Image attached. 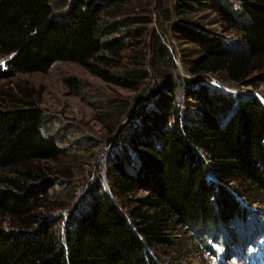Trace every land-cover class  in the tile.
<instances>
[{
	"label": "trees",
	"instance_id": "16d2710c",
	"mask_svg": "<svg viewBox=\"0 0 264 264\" xmlns=\"http://www.w3.org/2000/svg\"><path fill=\"white\" fill-rule=\"evenodd\" d=\"M153 1L0 0V81L59 62L134 91L158 79L150 102L133 112L140 124L129 151L108 167L110 191L93 190L72 209L49 206L62 180L49 177L51 166L66 151L43 134L44 111L21 84L0 87V264H155L160 250H194L186 235L210 249L234 220L264 232V223H249L252 206L264 205V100L195 84L210 75L264 82V0H236L237 10L230 0ZM208 20L236 29L246 47L231 49ZM162 37L187 46L182 62L197 79L176 73ZM107 106L115 132L127 106Z\"/></svg>",
	"mask_w": 264,
	"mask_h": 264
},
{
	"label": "rangeland",
	"instance_id": "374dc122",
	"mask_svg": "<svg viewBox=\"0 0 264 264\" xmlns=\"http://www.w3.org/2000/svg\"><path fill=\"white\" fill-rule=\"evenodd\" d=\"M152 2L154 4L153 0ZM230 2L235 10L240 8L236 0ZM204 25L216 36L228 41L231 49L246 47L243 42H239L238 31L229 28L226 23L216 25L209 23L208 20ZM152 28L161 35L157 17L154 18ZM162 40L169 46L175 60L176 73L182 78L197 79L198 76L187 72L182 62L187 58L184 56L190 53L184 50L187 46L182 44L179 46L180 44L170 37H162ZM130 47L125 50L127 57L134 49ZM4 65L5 60L0 59V66ZM156 83H158L157 78H150L140 91L129 90L104 82L83 67L69 62L55 64L46 74H22L13 80L0 81V87L5 89H16L17 84H21L22 87L31 90L33 94L31 99L44 111L43 134L54 138L61 149L66 151L62 161L51 166L54 174L49 177H59L62 180L58 181L54 189L50 207H56L58 204L54 202L57 201L64 203L60 207L71 206L72 209L73 205L78 207L93 190L110 191L108 189L110 180H107L108 167L115 157L129 151L128 137L133 133V128L140 124L133 112L142 109L144 104L150 102L147 101V97L155 89L153 85ZM180 83L182 85L181 80ZM200 83L223 89L222 91L230 93L236 100L238 96L244 94H251L264 100V82L260 80L254 85L238 86L232 83L223 84L215 76L210 75L195 84ZM179 93L178 99L182 105L184 97L182 91ZM109 100L124 102L127 106L126 116L115 132L111 131L108 127L109 122L104 119L110 111L106 110ZM70 190L73 198L67 199ZM143 195L145 193H140L139 196ZM251 209L254 216L249 223L258 222L261 228L264 223V205L256 204ZM236 222L234 220V224L228 226L230 236L224 237L220 234L221 237L217 241L208 242L209 251L197 248L193 239L189 241V235H186V243L194 250H190L188 254L184 252L175 254L169 249L160 250V259L157 258L155 264H264V232L258 233L254 230L245 232V226H237L238 222ZM2 228L7 230L9 225L4 222ZM244 233H247L246 237Z\"/></svg>",
	"mask_w": 264,
	"mask_h": 264
}]
</instances>
